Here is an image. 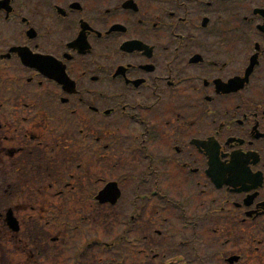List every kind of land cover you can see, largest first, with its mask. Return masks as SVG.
I'll use <instances>...</instances> for the list:
<instances>
[{
  "label": "flooded vegetation",
  "instance_id": "1",
  "mask_svg": "<svg viewBox=\"0 0 264 264\" xmlns=\"http://www.w3.org/2000/svg\"><path fill=\"white\" fill-rule=\"evenodd\" d=\"M114 146L138 152L115 243L116 207L89 201ZM0 185L21 228L0 219L7 264H119L115 244L167 260L170 243L179 264H264V0H0Z\"/></svg>",
  "mask_w": 264,
  "mask_h": 264
},
{
  "label": "rangeland",
  "instance_id": "2",
  "mask_svg": "<svg viewBox=\"0 0 264 264\" xmlns=\"http://www.w3.org/2000/svg\"><path fill=\"white\" fill-rule=\"evenodd\" d=\"M125 166V165H124ZM94 171H97V170H94ZM86 195V194H85ZM106 214H107V217H108V219L105 217V222H108V223H112V221L114 220V222H115V219H119L118 218V211H110V212H106ZM104 218V217H103ZM112 218V219H111ZM118 234V233H117ZM129 261H131V263H134L135 261H136V259L135 258H132V259H130ZM151 264H154V263H151Z\"/></svg>",
  "mask_w": 264,
  "mask_h": 264
},
{
  "label": "water",
  "instance_id": "3",
  "mask_svg": "<svg viewBox=\"0 0 264 264\" xmlns=\"http://www.w3.org/2000/svg\"><path fill=\"white\" fill-rule=\"evenodd\" d=\"M109 191H111V189H110ZM112 192H113V190H112ZM103 194H106V191H105ZM106 195L110 196V194H109V193H108V194H106Z\"/></svg>",
  "mask_w": 264,
  "mask_h": 264
}]
</instances>
